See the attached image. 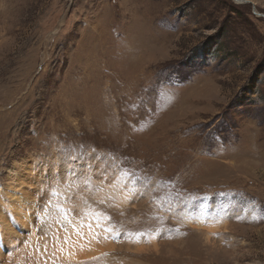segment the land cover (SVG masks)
Returning <instances> with one entry per match:
<instances>
[{
  "label": "rangeland",
  "instance_id": "rangeland-1",
  "mask_svg": "<svg viewBox=\"0 0 264 264\" xmlns=\"http://www.w3.org/2000/svg\"><path fill=\"white\" fill-rule=\"evenodd\" d=\"M0 197V264H264V0H0Z\"/></svg>",
  "mask_w": 264,
  "mask_h": 264
},
{
  "label": "bare ground",
  "instance_id": "bare-ground-1",
  "mask_svg": "<svg viewBox=\"0 0 264 264\" xmlns=\"http://www.w3.org/2000/svg\"><path fill=\"white\" fill-rule=\"evenodd\" d=\"M36 167V166H35ZM20 172L15 173V180L17 183L23 182L25 181L24 179H22L21 176H18ZM56 175V174H55ZM57 178V176L55 177ZM56 181V180H55ZM124 192V191H123ZM123 193H121L120 199L123 201L122 204L123 206L128 203V199L127 195H122ZM130 194V193H129ZM9 195V194H7ZM26 197L27 194H25ZM10 196V195H9ZM82 196V195H81ZM14 197V196H13ZM118 197V199H119ZM1 198V197H0ZM21 199V198H20ZM24 199V198H23ZM80 200V199H79ZM11 201V200H10ZM75 201V200H74ZM78 201V200H77ZM81 201V200H80ZM120 202V201H119ZM77 203V202H76ZM121 203V202H120ZM22 205H25L24 201H12L11 206L17 209H14L16 215L18 216L19 220H23L26 219L27 216H23L24 213H22V210H20V208L22 207ZM81 205V204H80ZM8 209V208H7ZM6 209V210H7ZM48 210V209H47ZM8 212V211H7ZM14 213V212H13ZM29 213V212H28ZM27 214V213H26ZM64 214V213H63ZM6 215V213L4 214ZM3 215V216H4ZM99 215V214H98ZM50 216V215H49ZM10 217V216H9ZM63 218L68 219L67 216L63 215ZM4 219V218H3ZM17 219V218H16ZM52 219V218H51ZM13 221V220H12ZM26 221V220H25ZM3 228H1L0 226V263L4 260V258H11L12 257V253H9L10 248L12 246H15V248L17 247V240L15 238V236L12 237V234H14L11 230V232H8L10 230L9 226V222H7L6 220H2ZM12 223V222H11ZM28 223V222H27ZM9 224V225H8ZM201 224V223H200ZM23 226V225H22ZM199 228V227H198ZM56 229V228H54ZM4 230H7L8 233L3 232ZM12 233V234H10ZM32 239H34V233L31 235ZM64 239V240H63ZM103 239V240H102ZM155 243V242H154ZM6 244V245H5ZM8 244V245H7ZM26 244V243H25ZM46 245L49 247L50 250L57 252L58 255L54 257V261L57 262L58 264H71V263H75V260H78L80 258H88V257H95L98 254V251H101V248L104 247H111V242L106 240L105 238L102 237H95L93 235H90L89 237H84V236H80L78 238H76L75 242L72 244H69V242L66 241L65 237H62V240L59 241L57 240L56 244H53L52 247H50V243ZM31 247V246H30ZM136 247V246H135ZM20 249V248H19ZM25 249V248H24ZM27 249V247H26ZM23 250V247L20 249ZM14 253V252H13ZM19 253V252H18ZM15 256V254H13ZM19 254H17L14 259H17V256ZM23 256V255H22ZM78 257V258H74ZM25 257L23 256L20 259L16 260V264H24V263H28V262L24 259ZM74 258V259H73ZM22 259H24L22 261ZM37 259V258H36ZM72 259V260H71ZM39 260V259H38ZM81 260V259H80ZM79 260V261H80ZM30 261L33 262L34 260L32 258H30ZM8 262V261H7ZM56 263V264H57ZM78 263V262H77ZM42 264V263H40ZM46 264V263H43ZM55 264V263H54Z\"/></svg>",
  "mask_w": 264,
  "mask_h": 264
},
{
  "label": "snow or ice",
  "instance_id": "snow-or-ice-1",
  "mask_svg": "<svg viewBox=\"0 0 264 264\" xmlns=\"http://www.w3.org/2000/svg\"><path fill=\"white\" fill-rule=\"evenodd\" d=\"M65 239L67 240L68 238L66 237Z\"/></svg>",
  "mask_w": 264,
  "mask_h": 264
}]
</instances>
